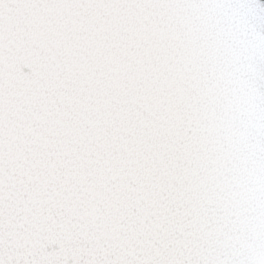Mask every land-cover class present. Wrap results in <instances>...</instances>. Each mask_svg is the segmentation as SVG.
I'll return each instance as SVG.
<instances>
[{
	"label": "snow or ice",
	"instance_id": "obj_1",
	"mask_svg": "<svg viewBox=\"0 0 264 264\" xmlns=\"http://www.w3.org/2000/svg\"><path fill=\"white\" fill-rule=\"evenodd\" d=\"M0 264H264V0H0Z\"/></svg>",
	"mask_w": 264,
	"mask_h": 264
}]
</instances>
